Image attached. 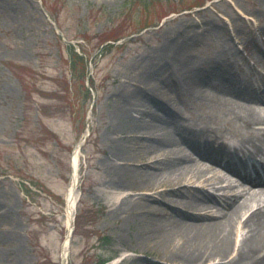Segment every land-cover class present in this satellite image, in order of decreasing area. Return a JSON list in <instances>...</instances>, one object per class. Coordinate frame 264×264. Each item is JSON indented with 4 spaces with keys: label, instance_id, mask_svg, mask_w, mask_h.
Instances as JSON below:
<instances>
[{
    "label": "rangeland",
    "instance_id": "rangeland-1",
    "mask_svg": "<svg viewBox=\"0 0 264 264\" xmlns=\"http://www.w3.org/2000/svg\"><path fill=\"white\" fill-rule=\"evenodd\" d=\"M223 28L243 35L234 39L242 56L254 44L264 49V0H0V264H62L78 143L82 197L65 264L108 257L106 264H131L125 256L135 258L132 264H170L137 247L129 251L136 242L124 218L118 242V221L103 208L104 195L97 197L111 182L106 162L119 135L111 111L126 84L164 62L180 39L216 81L203 58L211 40L224 44ZM69 44L90 58L91 98L71 76Z\"/></svg>",
    "mask_w": 264,
    "mask_h": 264
},
{
    "label": "bare ground",
    "instance_id": "bare-ground-1",
    "mask_svg": "<svg viewBox=\"0 0 264 264\" xmlns=\"http://www.w3.org/2000/svg\"><path fill=\"white\" fill-rule=\"evenodd\" d=\"M221 37L224 44L211 40L213 50L203 58L217 82L185 54L180 39L164 62L126 84L111 111L112 132L119 135L106 162L111 182L102 183L97 197L104 195L103 208L118 221V242L120 220L131 224L136 245L129 251L137 247L170 264H264V178L257 172L264 165V51L254 44L244 57L234 45L243 35L223 28ZM69 243L67 237L62 244L64 261Z\"/></svg>",
    "mask_w": 264,
    "mask_h": 264
},
{
    "label": "trees",
    "instance_id": "trees-1",
    "mask_svg": "<svg viewBox=\"0 0 264 264\" xmlns=\"http://www.w3.org/2000/svg\"><path fill=\"white\" fill-rule=\"evenodd\" d=\"M114 41V40H112ZM112 47L111 44L103 46V49H107ZM68 52H69V70L71 76L73 77L74 81H80V83H85L86 76H87V64L89 62L87 53L81 49V54H78L74 51V48L71 45H67ZM89 84L93 87V82L89 80ZM94 88V87H93ZM85 93L88 98L91 97L90 92L87 88H85ZM108 259H98L95 264H103Z\"/></svg>",
    "mask_w": 264,
    "mask_h": 264
}]
</instances>
